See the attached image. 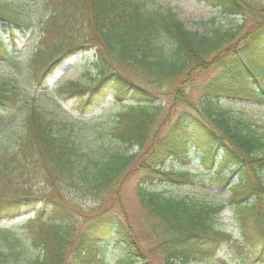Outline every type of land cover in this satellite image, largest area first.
Masks as SVG:
<instances>
[{
	"label": "trees",
	"instance_id": "1",
	"mask_svg": "<svg viewBox=\"0 0 264 264\" xmlns=\"http://www.w3.org/2000/svg\"><path fill=\"white\" fill-rule=\"evenodd\" d=\"M203 1L228 16H240L242 24L198 33L176 20L171 10L143 0H64L51 8L38 42L24 60L11 58L9 42L24 38L20 32L27 21L0 11V61L16 63L14 73L0 74V122L8 119L19 125L0 137V215L15 218L24 214L22 208L35 204L37 192L22 180L36 164L50 170L58 191L57 198L45 203L56 217L47 218L31 247L25 238L13 236L10 242L15 241L17 249H0V264H12L16 255H25L27 264L101 263L108 244L100 239L108 227L123 244L118 263L150 264L117 217L98 213L73 218L68 207L81 210L80 202L86 199H96L100 206L104 195L122 185L135 160L143 172L136 195L150 218L151 232L159 235L163 264H188L211 256L230 239L214 222L222 205L155 189V181L162 179L194 182L188 170H164L169 159L189 165L195 159L192 150L200 153L197 159L205 170L213 169L218 176L228 171V177L220 179L231 188V204L242 219H251L252 234L264 239V141L249 123L220 104L224 96L264 101V0ZM251 15L258 24L240 35ZM89 48L94 51L95 73L85 65L84 81L57 82L39 91L60 67ZM209 69L213 78L200 104L180 111L161 131L163 106L156 103V91L174 86L175 98L191 106L182 85ZM49 91L56 93V100L42 103L40 94ZM110 92L118 102L126 96L137 101L103 113V119H109L98 121L97 127L81 118ZM70 99L72 111L61 102ZM108 135L137 151L127 155L106 145ZM6 137L14 143L5 142ZM233 176L236 181L230 183ZM41 217L40 210L36 219ZM257 258L264 260V247Z\"/></svg>",
	"mask_w": 264,
	"mask_h": 264
},
{
	"label": "rangeland",
	"instance_id": "2",
	"mask_svg": "<svg viewBox=\"0 0 264 264\" xmlns=\"http://www.w3.org/2000/svg\"><path fill=\"white\" fill-rule=\"evenodd\" d=\"M64 0H0V11L5 12L7 15L19 17L25 19L27 25L22 28L20 35L24 38H14L9 42V49L12 53L11 58H17L24 60L27 55L32 51L35 43L38 42L41 35V26L43 21L48 17L51 12V8H56L61 5ZM147 4H155L159 7L171 10L176 20L183 23L184 26L190 30L198 33H207L213 27L223 25L225 28L233 25L242 24L241 17L235 18L234 16H228L227 14L219 11V9L207 4L203 0H143ZM232 19H235L232 22ZM259 20L256 16H248L246 22L241 27L240 35H244L246 32L254 29ZM77 28V27H76ZM92 36V33H89ZM95 59L94 51L89 48L88 51L79 53L71 58L64 66L60 67L56 74L52 76L49 82L45 83L44 89H40V92H46L51 89L57 82L66 81H84L85 75L82 74V69L85 65L90 66L92 73L96 70L91 65V62ZM16 65L12 62L11 65L6 63V60L0 61V74L7 76L14 73ZM117 67L119 65L116 64ZM213 70L199 71L193 76L191 82H186L182 85L185 87L186 93L189 94L191 106L188 103L181 102L175 98V87H165L164 89L157 90L156 95L158 97L156 103H162L163 109L159 118L164 120L161 131L167 128V124L171 122L180 111L192 110V107L199 105L200 101L205 97L208 92H205L206 84L213 78ZM57 85V84H56ZM55 85V86H56ZM122 102H118L114 98V93H108L101 104L92 112L81 115V118L89 121L90 124L97 127L98 121L108 120L103 119V113H114L117 110H122L128 104H134L137 99L129 98L128 96L123 98ZM39 100L42 103H49L52 100H56V93L49 91L45 94H40ZM63 100V99H62ZM67 109L73 110L74 104L72 99L68 101H61ZM220 104L223 107H229L236 117L242 118L249 123L254 131L261 135L264 141V101L257 102V100H243L231 96H224L221 98ZM65 107V108H66ZM168 116H170L169 119ZM3 116L0 114V119ZM17 123L6 120L0 122V137L4 134L11 133V130H15L19 127ZM90 134V132H89ZM107 136V135H105ZM105 144L118 147L121 151L126 152L127 155H131L137 151L136 147L130 148L128 144L120 143L116 140L114 135H108ZM15 140L12 137H6L5 142L12 145ZM94 151H99L97 147ZM264 154V148L262 150ZM195 159L189 164L184 166L172 159L168 160L164 166L165 171L169 170H186L189 169V173L195 175L194 182L183 184H172L166 180L155 181V189L163 191L167 195H173L176 197L188 198L192 201L207 203L211 205H222V209L219 214L214 218L216 228L222 232L230 235L228 241L223 242L218 250L211 256L205 259L193 260L188 264H264V260L257 258L261 249L264 247V239L260 236L252 234V228L250 227L251 219H242L238 214V210L234 207L229 200L231 195V188L226 183L221 181V177H227L228 171H224L221 175H217L214 170L207 171L200 164L197 159L200 153L192 150L191 154ZM35 170H28L27 175L22 181H27L29 187L32 186L33 190L38 196L33 206H25L23 209L24 215L18 218L7 217L6 214L0 215V249L7 251L8 247L15 246V241L10 242L14 237H19L24 241V238L29 243L30 247L38 238V235L42 232V229L46 228L45 221L48 217L54 219L56 215L51 214L50 205H45L48 199L57 198L58 191L51 183L48 169L39 164L35 165ZM216 171V170H215ZM143 178V172L139 170L138 160H135L130 166L126 179L122 182L121 186L117 189H113L104 195V198L100 201L101 205L98 206L97 200L86 199L82 200L81 210H73L72 206L68 205L69 213L71 217L76 216L82 219L84 215L89 217L94 214L104 213L111 214L117 217L125 226V230L135 238V241L139 245L141 250H144L147 260L150 264H163L164 256L160 248L159 235H154L151 232L152 223L147 216L144 209L139 203V199L136 195L137 185L140 184ZM230 183L236 181V177L233 176ZM264 182V175H263ZM70 193V191H69ZM250 203L255 201L254 197L249 199ZM42 211V217L36 219L38 211ZM29 221H32L31 223ZM63 225L67 223H62ZM106 236L100 239L102 245H107L105 259L101 263L97 264H120L118 259L123 257L124 249L123 244L114 238V232L111 227L106 228ZM12 264H27V257L25 255H16L11 258Z\"/></svg>",
	"mask_w": 264,
	"mask_h": 264
}]
</instances>
